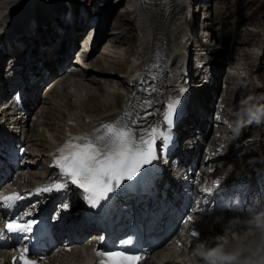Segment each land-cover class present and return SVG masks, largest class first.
I'll return each mask as SVG.
<instances>
[{
  "label": "bare ground",
  "instance_id": "6f19581e",
  "mask_svg": "<svg viewBox=\"0 0 264 264\" xmlns=\"http://www.w3.org/2000/svg\"><path fill=\"white\" fill-rule=\"evenodd\" d=\"M68 1H70L71 4H67ZM102 1L104 0L86 1L84 9L87 10V14L90 17H92L91 13L95 12L93 8H99V4ZM196 1L197 4L202 2L204 8L208 6V0ZM255 1L256 0H249L243 3L242 6L245 8H252ZM75 2H77V0H0V34L4 37L3 40L0 39V54H2V49L5 48L8 40L14 47L12 50L14 54L29 50L30 59L24 66V72L27 69L33 70L32 72L39 76L44 68L51 71L48 76H43L41 82L37 83L34 90L30 92L31 95L28 96L29 99L27 102V112L22 117L19 123V131L14 137L15 142L24 143L26 145V152L23 155V157L26 158L25 161L33 162L29 166L28 172H22L25 176L30 175L34 177L37 173L41 174L42 170L46 169V165L50 161L47 155L55 148V144L61 139L63 129L70 120L81 122L88 116L97 119H105L122 112L121 104L125 94L124 91L116 90L115 86L118 85L119 88H127V70L137 65L140 60L146 62L150 57L152 58L159 39L165 40V45L168 49L169 58L161 63L160 69V79L167 80V84H169L176 75L175 69L177 67V62L175 59L184 47L190 49L189 46L180 45L179 41L180 33H183L185 30L186 33L184 36L187 35L189 27L192 24L191 21L186 22L184 19L183 0H172L170 13L164 17L161 24H159L157 20L160 6L152 5L150 0H132L131 9L129 7L127 12V20L122 21L123 25H119L123 26V32L120 33V35H113L119 32L117 30V20L112 21V23H114L113 31L108 42L102 44V46L105 45V50L101 55L98 58L92 56L94 50L88 54L77 55L81 45L76 52H73V47L78 37L85 31L80 42L84 41L88 46L90 44L88 34L95 28L96 24L93 25L92 22V24H90L92 27L87 29L91 21L84 19L85 16L77 9V5L75 7L73 6ZM91 2H94L93 6H90ZM229 3V0H216L215 20H213L212 17H207L206 19L209 21L203 23L204 29L210 27L214 31L217 30L215 23L227 17L230 8ZM70 7L75 17L72 21H67L64 16ZM107 10H111V5L107 6ZM261 11L264 13V0L261 1L258 7L254 8L252 13L244 18H248L249 21L254 22L255 26L259 27L261 25V20L258 14L261 16ZM37 12L40 13L37 14ZM105 12L101 13L99 23H97L99 26L98 30L100 31L98 37L99 42L106 36L104 35L102 37V34L108 27L111 19V12L109 15ZM192 13L194 16V26L200 24L196 10L192 9ZM28 16L29 18L26 19ZM33 16L40 22L39 27L36 29V33L31 36H21L20 33L25 28V22H28ZM19 21H21L20 25H15ZM129 27H132L134 33V35L132 33V36H134L135 39V56L132 59L133 63L129 65L131 63L130 55L127 52H123L124 59L126 60L125 63L129 66L124 72L117 74L123 67L121 68V64L113 58L112 49L115 48L120 41H125L124 38L129 37L128 32L131 29ZM57 28H63L64 34H58ZM245 29L237 32L238 36H243L240 42L248 46V48L239 49L236 51V56H233L234 59L231 61L232 66L230 70L232 75H230V77L233 78L234 81L229 84L230 90L234 88L233 85L239 83V70L241 68L246 70L247 64H251L253 61L254 53L250 50V47L260 45L263 41L259 31L255 32L247 28ZM191 32L193 34L195 33L194 31ZM227 32L230 33V29ZM201 33L203 36L206 31ZM60 37L61 41H59ZM211 40L215 42V45L220 44L219 38H217L215 34L212 36ZM67 41H69V45L72 49L68 47L65 52H62L61 49L66 45ZM212 41H210L206 48L213 46L214 43ZM222 45H224V42ZM216 48H219V46L217 45ZM215 52L217 54L219 50L216 49ZM216 58L218 60V55ZM37 59L43 62L41 69L36 65ZM37 64H39V62ZM67 64L71 65L65 68ZM63 69L64 72L55 77V75ZM171 73H173V76H170ZM63 76H65V78L59 83L58 79ZM251 77L250 74L249 78ZM260 77L264 80V74H260ZM121 82H124V85ZM5 83L4 73L2 72L0 73L1 97L6 94V89H4ZM211 90L212 88H206L203 93H195L196 99L193 100L194 109L190 113V116L183 122V151L188 154H192L194 150L190 142L201 133V137H203L206 129L209 127L208 124L210 121L205 118V116H207L206 113L208 112L209 104H205V101L207 100L209 102V98H212V94L210 93ZM39 96H41L43 100V105L39 107V109L41 108L40 111L38 109L37 112H39L35 113V115H37L34 121V128L31 126L27 127V121L31 118V116H29L30 111L33 109ZM236 103H239V101H236ZM253 106H257V103L254 102ZM198 112L200 115H204V117H197ZM50 121L51 123H49ZM36 123L38 128L34 130ZM49 124L51 125V131L49 129ZM186 124H188L187 127H185ZM31 128L33 129L31 130ZM40 129H43V131L41 132ZM200 143H202V141H199V144ZM26 168L27 167H24L23 169ZM38 168H41L40 172ZM169 250V246L155 250L147 264H172V257H169ZM0 251L3 252L4 249H0ZM60 261V264L89 263L87 257L80 259L76 258L74 255H68L61 258Z\"/></svg>",
  "mask_w": 264,
  "mask_h": 264
},
{
  "label": "snow or ice",
  "instance_id": "6c2138e0",
  "mask_svg": "<svg viewBox=\"0 0 264 264\" xmlns=\"http://www.w3.org/2000/svg\"><path fill=\"white\" fill-rule=\"evenodd\" d=\"M179 98L169 99L164 105L162 114L163 124L144 126L141 120L152 115L145 112L137 118L129 112L113 122H104L92 132L80 135L68 134V139L57 149L54 156V166L59 169L60 179L50 187L39 189L41 192L60 191L69 185L82 190L88 206L96 209L110 194L121 187L123 182L133 180L142 169L158 158V141L161 142L159 151L162 152L170 140V129L177 115ZM150 106L151 101H146ZM217 186H218V182ZM210 192L211 189H205ZM22 197L12 194L0 197L4 203L11 204ZM67 207V205H65ZM188 216L185 222L191 221ZM37 222L30 220L21 223L12 219L4 224L9 233H29ZM198 233H193L197 235ZM122 243L132 244L131 240ZM19 256L13 255L12 264L17 259L21 264H39L30 258L29 249H19ZM98 264H140L143 257L123 250H96ZM43 259V258H41Z\"/></svg>",
  "mask_w": 264,
  "mask_h": 264
},
{
  "label": "rangeland",
  "instance_id": "374dc122",
  "mask_svg": "<svg viewBox=\"0 0 264 264\" xmlns=\"http://www.w3.org/2000/svg\"><path fill=\"white\" fill-rule=\"evenodd\" d=\"M84 1V0H83ZM245 1H248V0H245ZM260 1L261 0H256V2H255V4H254V7H258L259 6V4H260ZM208 2H209V6H211V7H209V8H204V7H202V2L200 3V5H201V7L199 6V8H200V11H199V18H201V21H202V19H204L205 17H204V15L205 14H212L213 13V16L216 14V12H215V10H214V0H208ZM229 2H230V4H229V6H230V10L228 11V13L229 12H232L233 13V15L232 16H228V17H226L224 20H225V23H224V25H227V23H228V25L230 26L231 25V23L232 22H235V21H237L239 18H241V17H244V13H248L249 12V10H244V11H241L240 10V7H239V4L241 3V2H244V0H229ZM93 3L94 2H91L90 3V6H93ZM61 4V3H60ZM131 4H132V0H109V1H106L105 2V0L104 1H102L100 4H99V8H93V10L95 11H93L94 13H91V15H92V18H91V20L93 21V22H95L96 24L97 23H99V19H100V17H101V13H103V12H105V11H107V12H105V13H107L108 15L110 14V12H111V19H110V22H109V24H108V27L105 29V32H103V34H102V37L104 36V35H106L103 39H102V41H101V43H103L104 41V43H106V42H108V39H110V37H111V34H112V31H113V24L114 23H112V21H114V20H117V30H118V32L119 33H116V34H113V35H120V33H122L123 32V26H119V25H123V23H122V21H126L127 20V12H128V10H129V7H130V9H131ZM107 5L109 6V5H111V10H107ZM62 6H63V4H62ZM44 12V11H43ZM40 12H37V14H39ZM87 20H88V18H86ZM259 19L262 21L263 20V23H262V26L264 27V13H262V11H261V16L259 17ZM90 20V19H89ZM20 23H21V21H19V22H17L15 25H17V26H19L20 25ZM112 23V24H111ZM90 24H92V22L90 23L89 22V25ZM200 24H202V23H200ZM88 25V26H89ZM221 22H217V26H224ZM98 26V25H97ZM99 27V26H98ZM129 28H131L130 29V31L128 32L129 34V37H126V38H124V40L125 41H123V42H121L120 41V43H118L117 44V46H118V48H117V46H115V48H113L112 49V55H113V58L114 59H116V61H118V63H120L121 65V70L117 73V74H120V73H122V72H124V70L129 66V65H131L133 62H132V59L134 58V56H135V54H134V45H135V39H134V36H132V33H133V29H132V27H129ZM244 28V27H243ZM234 29H236V26H234ZM255 29V26L254 25H251L250 26V30H254ZM59 31H60V29H58ZM133 35H134V33H133ZM81 37V36H80ZM129 38V39H128ZM104 40V41H103ZM136 41H137V37H136ZM103 43V44H104ZM134 43V44H133ZM137 43V42H136ZM238 44V42H236V44H235V46ZM119 46H120V48H119ZM121 47H123V48H121ZM98 48V47H97ZM97 48L95 49V50H97ZM111 49V48H110ZM117 49V50H116ZM219 50H221L220 51V55H221V57H222V63H221V67L224 69V68H226V66L228 65L229 67H227V70L230 68V62L228 61V60H231L232 58L230 57V53H229V57H228V55L227 56H225V59H224V55H225V53H226V50H225V48L224 49H222L221 47L219 48ZM254 50L257 52L256 53V61H257V63H260L261 65H264V45H263V43H261L260 45H257L256 47H254ZM123 52H127L129 55H130V60H131V63L128 65V64H126L125 62H126V60L124 59V56H123ZM96 53L97 52H94L93 53V56L94 55H96ZM100 56V55H99ZM98 56V57H99ZM98 57H96V58H98ZM95 58V59H96ZM263 74H264V71H263ZM117 79H119V78H117ZM121 79V78H120ZM123 85H124V82H121ZM121 90L122 91H124L125 89L124 88H121ZM68 99V98H67ZM38 100H40L37 104H36V106H35V108L36 107H38V106H41V105H43L42 103V100H41V96H39V98L37 99V101ZM41 109V108H40ZM40 109H39V111H40ZM65 109V108H64ZM66 110V109H65ZM38 111V112H39ZM37 112V113H38ZM37 115V114H36ZM33 117H34V112L32 113V115H31V118H29V120H28V122H27V124H29V126H32L33 125ZM49 123H51V121L49 122ZM36 127H35V129L34 130H36L38 127H37V123H36V125H35ZM33 128H34V126H33ZM33 128H31V130L33 129ZM49 129H50V131H51V125L49 124ZM31 130H30V132H31ZM34 130H33V133H34ZM40 131L42 132L43 131V129H40ZM48 136V135H47ZM31 140V139H30Z\"/></svg>",
  "mask_w": 264,
  "mask_h": 264
},
{
  "label": "clouds",
  "instance_id": "9594fccd",
  "mask_svg": "<svg viewBox=\"0 0 264 264\" xmlns=\"http://www.w3.org/2000/svg\"><path fill=\"white\" fill-rule=\"evenodd\" d=\"M239 255V253H236V256H238ZM236 256H233V257H231V259H236Z\"/></svg>",
  "mask_w": 264,
  "mask_h": 264
}]
</instances>
